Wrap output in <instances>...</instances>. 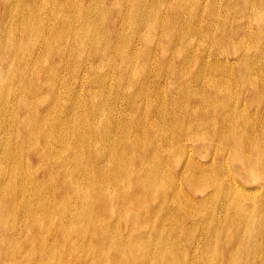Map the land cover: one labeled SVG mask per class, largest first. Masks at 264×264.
<instances>
[{
    "label": "rangeland",
    "instance_id": "1",
    "mask_svg": "<svg viewBox=\"0 0 264 264\" xmlns=\"http://www.w3.org/2000/svg\"><path fill=\"white\" fill-rule=\"evenodd\" d=\"M15 1L16 0H13L11 2L12 3L11 5H15V6H13V8H11V12L13 13L12 15H14L13 17L17 16V18H12V15L10 17L9 16L10 14H7L5 16V18H7V20H9V21H7V23H9V26L7 29V34H10L12 30L15 31V35H17V41H21V42L26 41V38H25L26 33L21 31V28L24 26V22L26 21L25 19H27V18L29 19L27 21L34 22V24H33V26H34L33 27V32H34L33 36L36 35L35 33L38 30V23H39L38 16L39 15H38V6L35 3L40 5V7L45 5L46 6L45 9H47V8L51 9L52 8L54 10V12L58 11V12H55L56 14L60 12V13H62L61 17H64L63 18L64 21L62 19L63 22L61 21L62 23L61 22L59 23V21L57 22V18L54 19L52 15L45 13V48H41L39 46L40 43H38V45H37V42H40V41H34L35 39H33V38H29L30 40L27 39V42H28L27 46L29 48L28 49L24 48L23 49L24 51L22 50V52L25 54L24 57L28 61L29 67H27L26 70H22V68H23V66H22L21 70L27 76L33 75L34 81L28 82L27 83L28 86L24 89L22 84L21 85L16 84V82L14 80L16 78H12L10 76V79H12V81H11V83L9 82V90H6L4 88V89H1V91H0V98L2 99L4 97L7 99V102H8L7 105L9 106L10 109H12L16 106V104H15L16 99L15 98H17L18 95L20 96V95L25 94V92H27V94H29V96H27L25 94L27 102H29V104L36 107L33 109V111L34 110H40L42 115H44V113H45V116H49V119L47 120V125L45 126V134H52V133L56 132L55 127H54L55 126L54 123L55 124L60 123V122H62L61 119L66 118V117H68L70 120H75L74 116H82L80 122H81V124H83L84 128L88 131V128L91 127L92 123L96 120L95 116H91V113L89 112L90 111V104H91L90 98L88 97L89 96L88 95L89 90H95L96 87L98 86V89L102 90L104 93H107V95L111 94L113 91H116L115 85L117 82V78H119L120 75L122 76L120 78L121 82L124 79L133 76L136 79H138L139 81L140 80H142V82L144 81L143 83L147 87H149V85H150V87H149V89L151 88L150 89V98H152V99L155 98L154 94H158V95L163 94L162 96L167 97V98H169L171 96V94H174L177 96V98H179V96H181L183 98V96L181 94L182 91L180 90L182 83L179 82L180 79L179 80L176 79L174 71L176 70L177 67H179L178 70L179 71L183 70V74L184 73L187 74L186 73L187 70H189V74L190 73L193 74L195 72L194 71L195 68L200 70L199 67L203 64L205 65V68L201 69L200 71L202 72L201 76H202V82L204 84L201 82L200 83L195 82V81H193V79H190L191 84L189 85L190 88H192L194 91H200L203 96L201 98H199L200 101L191 100L190 102H188L189 107L200 105L199 107L201 109L199 110V112L201 114H198L199 113L198 112L197 113L198 115L197 114L193 115V113L190 110H188L184 116H178L179 119H183V124H182V129H179L178 124L175 125L176 130H180L181 132H188L189 133V132L194 131V130H191V127L194 129H199V130H197L198 132L202 131V129H204V128H205V130L207 128H208L207 130L216 129L218 131L215 132V136H217L218 139H224L226 137V134L224 132V128H222V126H223L222 124H227L229 117L233 118L234 120L240 119L241 124H243L244 120H246V119L250 120L252 117H255V115H256L257 127L262 128V129L260 130V133L258 135H256L257 137H255V138H254L252 133H249L250 134L249 136L252 137V139H251L252 141L249 140V145H250L249 146V153H250L249 155L251 157L248 155L249 159L247 161H245L247 166L241 165V163L237 160H236L237 163H236V161H234L232 164V162L229 160L228 163L225 164L228 166L227 172L229 173L230 178L234 177L235 181H237V183L239 182L244 187H246L245 192H249L252 194L256 193L255 198H257L256 202L258 201V204L255 206V208H256L257 212L253 211L251 209V206L248 207L249 209L247 208V212L250 211L249 212V219H251L253 221L258 219V221H255V222H257V225L256 224L244 225L242 228L244 230L243 235L250 234L251 237L253 235L252 238L251 237L249 238L251 241H253V238H254V232H253L254 230L253 229L258 228V225L260 222L259 220L263 219V223L261 222V225L262 226L264 225V217H263L264 216L263 215L264 214V207H263L264 206V202H263V200H264V189H261V186H260L261 185L260 184L261 178L260 177L256 176L255 178H252V177H246L244 175H241V177H240V175H237L235 172V169H234V163H236L237 168H239L238 170L242 169V166L246 167L247 169L249 166H253L255 169L257 167L256 170H258L260 175H262V173H264V163H263L264 162L263 161L264 160V152H263L264 151V137H263L264 136V133H263L264 132L263 131V128H264V125H263L264 124V114H263V112H264V81H262V80H264V10H263L264 6H262V5H264V0H262L261 2H259L258 0H250V1H252L251 3L249 0H247V2H246V0H180V1L179 0H176V1L171 0L172 2H170V0H162V1H160V0H156V1L155 0H131V1L126 0V2L124 0H119L120 2L118 0H105V1L104 0H76L75 2H73V0H57V1H55V0H19L18 1L17 0L16 2ZM48 1H49V3H48ZM158 1L160 4L162 2V5H160L158 3ZM173 1L175 3H173ZM62 2L64 4H62ZM71 2H72V5H73V3H79L80 4L79 7L80 6L81 7L78 9V11L76 9H75V11H73L74 9H72ZM99 2H103V3H99ZM116 2H117V4H115ZM137 2H138V4H137ZM165 2L168 4H165ZM1 3L2 2L0 0V12L3 9ZM95 3H98V5L97 4L95 5ZM24 4L25 5L27 4L26 5L27 8ZM57 4H58V6H57ZM103 4L104 5L106 4V5L104 6ZM153 4H154V6H153ZM20 5H21V7H20ZM34 5L37 7H34ZM101 5H103V6H101ZM157 5H159V6H157ZM165 5H167V6H165ZM246 5L249 7H247ZM16 6L19 7L18 10H17ZM49 6H50V8H49ZM30 7H32V9ZM60 7H62L61 8L62 10L60 9ZM100 7H102V8H100ZM120 7H122L121 11H120ZM143 7H145V8H143ZM150 7H151V10L149 12ZM156 7H157V9H160V10H158L157 15L155 14V11H154ZM253 7H254V9H253ZM173 8L176 11L175 16L172 13ZM197 8H198L199 12H198V10H197V12L195 11ZM257 8H258V11H257ZM140 9L142 10V12H140ZM21 10H23V11H21ZM79 10H80V12H79ZM117 10H119L121 12L120 14L122 16L117 14ZM210 10H212V11H210ZM31 11H32V14H31ZM143 11H144V13L147 11V13L144 14ZM259 11H261V14H263V16L260 14ZM21 12L24 13L23 18L20 17ZM77 12H79V16H78L79 19L76 22V25H72L71 23H69V18L71 17V15H73L75 13L77 14ZM248 12H249V14H248ZM255 12L258 14V16ZM18 13H19V15H18ZM135 13H136V15H135ZM204 13H205V15H204ZM141 15H142V17H141ZM28 16H30V17H28ZM229 17H231V18H229ZM18 18H19V23H18ZM133 18H135V19H133ZM15 19H17V20L15 21ZM37 20H38V22H37ZM112 20H114V26L110 25V22ZM231 20H232V22H231ZM242 20L243 21L245 20V21L242 22ZM247 20H248L249 30L246 29V27H244V30H243L244 40L242 41V43L244 45V50L246 48L248 49V50L246 49L245 51L246 52L248 51L247 55L250 54V57L248 59L244 58L243 60L237 61L236 57L233 54L227 53V55H230L229 56V62H231V64L233 65L232 70L231 69H230L231 71L229 70L230 71V77L226 80V85L224 83V85L222 86L223 90L222 89L221 90H214L215 95H213L214 97L211 96L212 97L211 98L208 95H206V93L209 94L211 91L210 88H207L206 81H207V79H209L211 77V74L214 76H217V74L219 73V71L213 66L214 65V60H213L214 55L213 54L216 53L217 56L219 55L218 56L219 61H217L215 63H221V61H226L223 58V55L226 53L223 54V53H220V51L226 52L225 50H226V46L228 44L227 45L224 44V40L221 38L220 33L222 31L225 33L233 32L232 29L236 28L235 25L240 24V26L243 27L247 23ZM14 21L16 24L13 23ZM142 21L144 22V24ZM147 21H148V23H147ZM124 22L125 23L128 22V24H130V25H127ZM161 22H163V23H161ZM12 23H13V25H12ZM20 23H22V24L20 25ZM162 25H163V28H162ZM13 26L16 30L13 29ZM144 26H145V28H144ZM195 26H199L200 28L198 27L197 30H195L194 29ZM147 27L150 29H148ZM229 27L231 29H229ZM35 28H37V29H35ZM211 28H212V30H211ZM17 29H18V31H17ZM187 29L190 30L191 32L187 33ZM144 30H146V31H144ZM154 30H157V31H154ZM209 30H211V31H209ZM141 31H143V32H141ZM132 32H134V33L132 34ZM153 32H155V33H153ZM183 32H185V33H183ZM21 33L24 35H22ZM148 33L150 35H148ZM243 33L241 32L238 35L236 34L237 36L234 35V37H232L231 39L236 41V40L242 38L240 36H242ZM152 35H157V36L152 37ZM160 35H161V37L159 38ZM217 35L219 37H217ZM131 36H133L132 37L133 39L131 38ZM182 36H183V38H182ZM185 38H187L188 41ZM19 39H21V40H19ZM191 39H194V40H191ZM231 39H229V40L232 41ZM184 40H185V42L186 41L187 42L184 43ZM31 41L33 42L32 45H31ZM128 41H129V44L131 43L130 45L128 44ZM169 41H172V43ZM189 41L191 42L192 45L190 44ZM194 41H195V43H194ZM146 42H148V44ZM151 42H153L154 44ZM188 42H189V45L191 46V48L194 47L193 52L188 50V48L184 45V44H188ZM179 43H181V44H179ZM168 44H169V47L167 46ZM203 44L204 45L206 44L205 45L206 48ZM146 45L149 46V48ZM175 45H178V46H175ZM189 45H188V47H189ZM228 46H229V51H231L232 46L231 45H228ZM246 46H248V47H246ZM151 47H154V48H151ZM179 47H181V48H179ZM147 48L149 49L148 53L145 51V50H147ZM175 49H177L176 51L178 54L176 53ZM249 49H251V50H249ZM178 50H179V52H178ZM181 50H183V51H181ZM195 50H196V52H195ZM209 50H210V53H209ZM150 51H151V53H150ZM164 51L166 53H164ZM172 51H174V52H172ZM174 53H176V54H174ZM205 53H206V55H205ZM29 54H32V55L29 56ZM140 54H141V56H140ZM179 54H182V55H179ZM200 54H201V57L198 56ZM183 56H184V58H183ZM197 56L199 57V62H201V64H199L197 62V60H196ZM161 57H165L166 63L165 62L164 63L159 62L161 60ZM181 57H182V59H181L182 62L180 64L179 63L176 64L174 62V59L181 58ZM137 58L140 61H138ZM193 58L195 60H193ZM186 59H187V61H186ZM235 61H236V63H235ZM243 61H245V62H243ZM37 62H38V64H37ZM171 62L173 63V65ZM189 62H190V64H189ZM238 62H240V63H238ZM185 63H187V65L189 64L188 66H190L191 69L190 68L188 69V67L186 69L185 67L187 65ZM163 64H164V66H163ZM182 64H183V66H182ZM195 64H196V66H195ZM136 65H138V66H136ZM179 65H181V66H179ZM40 67L42 68V70L40 69ZM121 67L122 68L126 67L127 69L126 68L125 69L127 71H124ZM137 67H138V69H137ZM142 68L144 70L145 69L150 70L149 76L147 78H145V73L143 75L144 71L142 72ZM229 68H231V67H229ZM5 69H8V65L7 66L4 65L1 67V70H3V72H6ZM128 69H130V70H128ZM184 69H186V70H184ZM27 70H28V72H27ZM14 71H16V70H14ZM20 71L17 73H20ZM170 71H171V73H170ZM93 72H95L94 78H92V76H91V74H93ZM123 73H125V74H123ZM105 74H107L106 78H104ZM139 74H140V76H139ZM208 74H210V75L208 76ZM232 74H234L235 78H233L231 76ZM242 75H243V77H242ZM248 75L249 76L252 75L251 78ZM204 76L206 78L207 77L208 78L206 79V78H204ZM247 77H248V79H247ZM243 78H245V79L243 80ZM145 79H147V80L145 81ZM168 80H170L169 83H168ZM171 81L173 84L171 83ZM229 81L234 83V84L228 83ZM239 81H241V82H239ZM256 82H257V85H256ZM37 84H38V86H37ZM169 84H171L172 86ZM177 84H178V86H177ZM227 84H229V85H227ZM243 84H244V87H243ZM13 85L16 88L13 87ZM156 85H158V86H156ZM162 85H163V87H162ZM255 86L257 87V90L255 89ZM154 87H156V88H154ZM153 89L156 91H154ZM227 89H229V90H227ZM183 90H185V88H183ZM236 90H237V92H236ZM220 91H222V92H220ZM18 92H19V94H18ZM70 92H72L71 97L65 98L64 96L69 95ZM123 93H124V91H121L119 95H121V94L126 95ZM151 94L153 95V97ZM216 95H217V97H216ZM221 96H223V97L219 98ZM226 97H228V98L225 99ZM72 98H73V100L71 102H69ZM77 98H81V99L76 101ZM182 98H180L181 102H182ZM144 99H142V101L146 102V98H144ZM83 100H85L84 103H83ZM219 100H220V102H219ZM11 101H13V102H11ZM223 101L228 104V105L227 104L225 105V106H227V108L223 107L224 106ZM258 101H260V102L258 103ZM10 103H12L13 105L12 104L10 105ZM116 106L118 107V110H119V116H117V117L119 118L118 121H119V125H120L119 128L117 129V132L120 134V132H121V124L120 123H122L120 120L122 118L121 117V111H123L127 106V104L125 102V98L119 96L118 99L116 100ZM175 106H176V108L178 107L177 105H175ZM254 107H255V109H254ZM228 108H230V109H228ZM253 109H254V111H253ZM9 112H8V115L6 114L7 116L3 115V117H2V115H0V153H2L4 151V149L9 148L13 153H15L17 155H20L22 157L24 155V157H23L24 162L20 161V165L21 164L24 165L23 167L21 165V169H23V170L26 169V165H27L31 175L25 179L20 178V177L15 179L16 180L15 185L17 187V192L14 196L11 194V187L13 186L14 183L12 182L13 176H11L12 172L10 169L13 168V165L15 164V162L14 163L11 162L8 165H6L8 167L9 171L7 172V175L4 178H2L3 180H0V193H1L0 194V198H1L0 206L2 207V208H0V234H1L0 235V250H1L0 264H3V263H5V264H12V263L16 264V262H17V264H90V262H91V264H93V263L94 264H105V262L107 264H112V263L115 264V262H116L115 260L118 259L119 256L120 257L123 256V258H124V260L121 261V264H148L147 260L148 259L150 260L151 258L156 259L157 256L160 257V254L163 251V249H167V253H166L167 256L165 255V257H167V258H165L166 261L168 262L167 264H175V261H174L175 259L172 256L173 255L172 253H174L175 251L177 252L178 264H187V263L188 264H192V263L193 264H202L200 262H203V260L205 261V262H203V264H208V263L209 264H225V262H224L225 259L222 258L223 254H222V252H219L220 251L219 247L222 249V247L220 245L221 244L220 240H221L222 236L220 235L221 236V238L219 237L220 239H217L218 236H217V238L214 237L212 232H214L218 228V224H217V221L215 219H213L211 221V217H210V215L214 214V213L216 216H217V214H221L222 211H225V207L220 208V206H218L216 204H211V202L209 204L207 202L206 205H204V211L202 208L203 216H205V219H207L203 223L200 222L194 226H184L182 228L180 226H178V233L179 234L183 233L182 234L183 236H181V237H183L185 239L184 240L183 238L182 239L179 238L182 241V242L179 241L180 245H179V243L174 244V240H173L174 238L173 237L168 238L169 240H167V243L161 242L159 245H155V243H151L152 242V240H151V241H149L150 243L148 242V245H144L143 248H139L140 246H136L135 243H132V244L129 243L128 245H130L129 248L132 249L131 250L132 252H134V249H135V253L138 252L139 249H141L145 252L144 255L147 253L145 256H148V258H146L145 260L144 259L139 260V261H132L131 259L126 260V256H125V254H126L125 250H127L126 243L122 242V239L119 241L118 240L116 241L117 235L121 236V237L123 236V240L124 241L126 240V238H124V236L127 235V232H126L125 228L122 227V226H124V222L122 220H120L124 216L126 217L125 212H124L125 204H129L130 210L134 211L133 212L134 214H136L138 212V210L136 209L135 203L131 204L132 207H131L130 203H128V201H130V200L131 201L136 200L135 197L134 198L132 197L133 195H130V198H132V199H129L128 201L125 199L124 202L121 200V197L116 198L117 193L121 189L119 187V185H118V188L116 190L110 188L111 198H110V200L108 199L109 202L107 204H105L106 207L110 206L113 208V213L110 212L109 210H108L109 212H107V211L105 212V213H107V216H106L107 222H106V224L104 223V226H106L105 227L106 233L110 237H106L104 239H101V242H99V244H97L95 238L90 239V237H91L90 232L92 231L91 228L89 229L87 234L82 235V232L80 231L82 229L77 226L79 224V223H77V221L80 222L83 219V222H85V220H87V222L90 223L92 221V219H94V215L91 212H87L85 214H82L83 211H80L79 206H78L79 199L77 198L76 195H74V193L77 194L81 190L82 198L85 199V197L83 196V192L87 191L89 193L90 198H91V202L93 203V200L95 199L96 194H95V192H92V194H91V188H92L91 187V185H92L91 178L90 177H89V179L83 178L84 179L83 180L80 177L83 180L82 182H84V183H82L83 185L81 184V187H75V190L71 189L70 188L71 186H70L68 188V192L66 191L67 196L57 198L53 195V197H50L51 196L50 195L51 190L54 191L56 188H58V185H60V182H62L60 180L62 177H60V178L56 177V174L57 175L59 173L62 174L61 167H60L61 164L58 166V168H59L58 169L57 167H54L55 166L54 164L46 162V160L42 161V163H41L40 161H37L35 158L30 156L32 154V152L29 151L30 150L29 144L24 143V145L22 146V143L20 144L18 141H16V139H18V140H27L28 139L31 142L30 138H32L33 141L34 140L36 141V139L33 137L28 138V136L31 135V132L33 130L23 131L19 127V125H20L19 121H21L20 118L23 116L22 113L20 115H12L13 113H9ZM141 112L144 113L146 116V109L144 107H141ZM83 113H85V116H83ZM227 113H229V114L232 113L233 116H226ZM33 114L34 113L32 112V115ZM32 117H33V119L36 118V116H34V115ZM98 117H100V116H98ZM175 117L176 116H157L156 125L157 126L162 125V124L166 125V124H168L169 120H174ZM143 120H145V118L141 119L142 122H143ZM192 121L194 123L193 125H192ZM260 122L262 125H260ZM241 124L234 126L235 131L237 130L238 127L241 126ZM200 128H202V129H200ZM163 130L165 132L167 129L165 127H163ZM123 134L121 136H123ZM68 136H70V135H68ZM112 137L114 138V135L110 134L111 140L113 139ZM118 137L120 138V135H117V137L114 141L115 146H116L115 143H116V140L118 139ZM262 138H263V140H262ZM43 139H42V141H44ZM67 141H68V138H67ZM254 141H256V145H258L260 143L259 144L260 146L258 145L260 148L259 151L262 152V153L258 152V155L261 156V158L259 157V159L257 161H256V153H255V150L253 149V146H252V145H255V144H253V143H255ZM261 143H263V144H261ZM82 146L83 145H81V147ZM231 147H232V149L234 148L233 143L230 144L228 148L230 149ZM83 148H84V146H83ZM20 150H22V151H20ZM73 150L74 149L72 148L71 151H73ZM27 152H28V154H27ZM82 152L84 153V156L86 155L85 157L87 158V161L89 163V161L91 159L89 154L84 149ZM83 153H82V155H83ZM57 155H58V153H57ZM254 156H255V158H253ZM40 163L43 166V167L41 166L42 168H46L47 171L49 170L48 173L46 172V174L44 175L45 177L41 174L40 169L37 170L38 164L40 165ZM44 163H46V164H44ZM256 163L259 165H257ZM204 164L207 167L208 162L206 161V162H204ZM52 169H54V170H52ZM243 171H244L243 172L244 174H247V173H245V170H243ZM10 176H11V178H10ZM63 177L66 179L65 175H63ZM110 178L111 179H109V181L111 182V186L113 187L114 184L112 181H114V180H112L111 176H110ZM119 179L121 181L126 180V178L124 176H122ZM243 179L246 180L247 182L243 181ZM126 182L128 185V180H126ZM23 183H24V185H23ZM25 186H30L31 188L29 190H25L24 189ZM34 186H35V188H34ZM46 186H48V187H46ZM78 189H79V191H78ZM184 189H185V191H188V192L191 191V190L187 189L186 187ZM2 192H4V194ZM206 193H207V191H206ZM195 197L197 199L201 198V196L199 194H196ZM258 197H260V198H258ZM117 199H119V200H117ZM13 200H15V201L13 202ZM53 200H55V201H53ZM58 200L61 201V204L57 205L56 210H55L53 202L57 203ZM193 201H195V200H193ZM15 202H17V205H18V209H19L18 213H16L12 208V204ZM27 202H29V203H27ZM259 202H263L262 208H261V205ZM50 204L52 205L53 209L50 208ZM26 205H27V207H26ZM83 205H86V204L83 203ZM96 205L97 206L100 205V207H103L100 204V202H98V201L95 202V207H96ZM206 206L209 208H207ZM39 207H40V209H39ZM213 208H214V211L211 210ZM115 209H116V211L114 212ZM258 210H260V211L258 212ZM6 212H7V214H6ZM17 214H18L19 218H17L18 217ZM230 214H232V212H230ZM258 214H260L259 215L260 217L258 216ZM27 216H30V217H27ZM32 216L33 217L35 216V217L33 218ZM135 218H137V216ZM3 219H5V220H3ZM12 219H14V220H12ZM62 219H63V221H62ZM49 220H50V222H49ZM68 220L71 222H69ZM142 221H143V219H142ZM15 222H17V224ZM40 222H41V224H40ZM145 222H147V221L145 220ZM70 223L71 224L74 223V224L71 225ZM171 224H173L172 226H174L177 223L172 222ZM201 224L204 228L201 226ZM168 225L169 224H167L166 226H168ZM211 225L212 226L214 225V227H211ZM215 225H217V226H215ZM64 226L67 228H65ZM118 226H119V228H118ZM201 228H203V229H201ZM230 228L234 229L233 227L229 226L228 229H230ZM261 228L263 229V235H261L262 233H260V235L257 236V240H258L257 242H259V244L261 243L260 245H261V249H262V248H264V226ZM65 229H66V231H65ZM167 229H170V228H167ZM208 229H210V230H208ZM218 229H220V228H218ZM95 230H97V229H95ZM187 230L189 231V233ZM207 230L209 231V233L214 238H212L209 241L206 240V242H205L206 238L203 236H205V233L208 234ZM245 230H247L248 232L245 233ZM14 232H15V234H14ZM63 232H64V234H63ZM190 232H192V233H190ZM160 233H161V236H163L164 232H160ZM185 233L191 234L190 236L193 235V238L194 239L196 238L195 240L193 239V241L197 242V240H198L200 242V244L203 245V246H200L199 250L196 251L194 254H191L192 249H189V247H188V242H186V238L184 237ZM233 233H236V232H234V230H233ZM251 233H252V235H251ZM30 234L32 237L30 236ZM69 234H71V235H69ZM78 234H80V235H78ZM44 236L46 237V239ZM195 236H197V237H195ZM14 237H15V239H14ZM29 239H32V240H29ZM39 242H41V243H39ZM203 242H205V243H203ZM18 243H19V245H17ZM171 243L173 245H171ZM61 245H63V246H61ZM78 245H79V247L81 245L83 247L81 246L79 249ZM86 245H87V247H86ZM112 245L116 247V250L119 248L118 249L119 252H117L116 250H113ZM122 245H124V246H122ZM58 246H59V248H58ZM109 246H110V248H107ZM184 246H185V248H183ZM206 246L208 247L207 249H206ZM101 247H103V248H101ZM104 247H105V249H104ZM82 248H84V250ZM249 248L250 247H247V250L251 249V248L250 249ZM2 249H3V251H2ZM204 249L207 250V253H206V255L204 253H202L205 256L204 257L202 255V257H203V259H202L201 258V250L203 251ZM100 250H102V252H100ZM215 250H216V252H215ZM251 250L249 251L250 252L249 254L246 253V249H245V250H243L244 253L241 251L240 252L241 254L239 253L238 255H236L235 261H237V262H235V264H243L246 261L245 257H247V259L251 261L253 259L252 258L253 250L252 251ZM104 251H106V253ZM33 253L35 255H33ZM40 253H41V255H40ZM212 253H214V255ZM68 254L72 255V256H69ZM97 254H98V256H97ZM83 255H84V258H83ZM106 255L108 258H106ZM39 256L41 257V259L39 258ZM178 256H180V257H178ZM214 256L216 257L215 258L216 260L214 259ZM45 258H46V261H44ZM68 259H70V260H68ZM82 259H84V260H82ZM219 259H221V260H219ZM62 260H63V263L61 262ZM206 260H208V261H206ZM24 261H25V263H24ZM123 261H125V262L123 263ZM257 264H259V263H257Z\"/></svg>",
    "mask_w": 264,
    "mask_h": 264
},
{
    "label": "bare ground",
    "instance_id": "2",
    "mask_svg": "<svg viewBox=\"0 0 264 264\" xmlns=\"http://www.w3.org/2000/svg\"><path fill=\"white\" fill-rule=\"evenodd\" d=\"M12 1L13 0H1V2H2L1 4H2V8L3 9L0 12V91H1V89H4V88L6 90H9V82L11 83V81H12V79H10V76L12 78H16V79H14L16 84L17 85L18 84H20V85L22 84L24 89L28 86L27 85L28 82H31V81L33 82L34 81L33 80V77H34L33 75L32 76H27V75L24 74V72H22V70H26V68L29 67L28 61L24 57L25 54L22 52V50L24 48H26V49L29 48L27 46V43H28L27 39L30 40L29 38H33V39H35L34 41H40V42H37V45H38V43H40L39 46L41 48H45V13H48V14L52 15L54 19L57 18V22L59 21V23L64 18V17H61L62 13L59 12V13L56 14L55 12H58V11L54 12V10L52 8L51 9H48V8L45 9L46 6L44 4H43L44 6L40 7V5L35 3L38 6V15H39L38 16V18H39L38 30L35 33L36 35L33 36V34H34V32H33V27H34L33 24H34V22L27 21L29 19L26 17L27 19H25L26 21L24 22V26L21 28V31L26 33V37H25L26 41L25 42L17 41V35H15V31L12 30L10 34H7V29H8V26H9V23H7V21H9V20H7V18H5V16L7 14H10L9 16L11 17V15L13 14L11 12V8H13V6H15V5H11ZM55 1H57V0H55ZM75 1L76 0H73V2H75ZM124 1L126 2V0H124ZM160 1H162V0H160ZM258 1L261 2L262 0H258ZM170 2H172V1L170 0ZM246 2H247V0H246ZM251 2L252 1H250V3ZM48 3H49V1H48ZM99 3H103V2H99ZM158 3H159V1H158ZM173 3H175V2L173 1ZM62 4H64V3L62 2ZM96 4L98 5V3H95V5ZM115 4H117V2ZM137 4H138V2H137ZM165 4H168V3L165 2ZM71 5H72V2H71ZM79 5H80L79 3H73V5H72V9H74L73 11H75V9L78 11V9L81 7V6L79 7ZM103 5H101V6H103ZM160 5H162V2H161ZM37 6L34 5V7H37ZM57 6H58V4H57ZM153 6H154V4H153ZM157 6H159V5H157ZM165 6H167V5H165ZM262 6H264V5H262ZM16 7H17V10H18L19 7L18 6H16ZM20 7H21V5H20ZM145 7H143V8H145ZM247 7H249V6H247ZM26 8H27V6H26ZM30 8L32 9V7H30ZM49 8H50V6H49ZM61 8L62 7H60V9ZM100 8H102V7H100ZM121 8L122 7H120V11H121ZM253 9H254V7H253ZM150 10H151V7L149 8V12H150ZM158 10H160V9H157V7L154 10L156 15L158 14ZM173 10H174V8H173ZM173 10H172V13L175 16L176 11L175 10L173 11ZM197 10H198V8L195 11L197 12ZM21 11H23V10H21ZM120 11L117 10V14L121 15ZM210 11H212V10H210ZM257 11H258V8H257ZM261 11H259L260 14H261ZM79 12H80V10H79ZM79 12H77V14L75 13V14L71 15V17L69 18V23H71L72 25H76V22L79 19V17H78L79 16ZM140 12H142L141 9H140ZM198 12H199V10H198ZM143 13H144V11H143ZM145 13H147V11ZM31 14H32V11H31ZM248 14H249V12H248ZM18 15H19V13H18ZM23 15H24V13L21 12L20 13V17L23 18ZM135 15H136V13H135ZM204 15H205V13H204ZM261 15L263 16V14H261ZM13 16L14 15H12V18H17V16L16 17H13ZM257 16H258V14H257ZM28 17H30V16H28ZM141 17H142V15H141ZM19 18H18V23H19ZM229 18H231V17H229ZM133 19H135V18H133ZM16 20L17 19H15V21ZM248 20H247V23L243 27L240 26V24L239 25H235L234 24L236 26V28L232 29L233 32L225 33V32L222 31L220 33L221 34V38L224 40V44L225 45H227V44L231 45L232 49H231V51H229V46L227 45L226 46V50H225L226 52H221L220 51V53H223V54L226 53V54L223 55V58L226 61H221V63H215V62L219 61V58H218L219 55L217 56L216 53L213 54L214 55L213 56V60H214V65L213 66L219 71V73L217 74V76H214V75L211 74V77L209 79H207L208 77L207 78L205 77L206 75L204 76V78L207 79V81H206L207 88L211 89L209 94L206 93V95H208L209 97L215 95L214 90H221L223 88L222 86L224 85V83L226 85V80L230 77V71L232 70L233 65L231 64V62H229V56L230 55H227V53L228 54H233L236 57L237 61L243 60L244 58L248 59L250 57V54L247 55L248 51L247 52L245 51L247 48L244 50V45L242 43V41L244 40V33H243L244 27H246V29L249 30V28H248ZM15 21L13 22L14 24H16ZM63 21H64V19H63ZM244 21L242 20V22H244ZM37 22H38V20H37ZM231 22H232V20H231ZM13 23H12V25H13ZM147 23H148V21H147ZM161 23H163V22H161ZM21 24L22 23H20V25ZM125 24L130 25V24H128V22L125 23ZM143 24H144V22H143ZM110 25L114 26V20H112L110 22ZM198 27L199 26H195L194 29L197 30ZM144 28H145V26H144ZM162 28H163V25H162ZM13 29H15L14 26H13ZM35 29H37V28H35ZM148 29H150V28H148ZM229 29H231V28L229 27ZM211 30H212V28H211ZM211 30H209V31H211ZM17 31H18V29H17ZM144 31H146V30H144ZM154 31H157V30H154ZM141 32H143V31H141ZM189 32H191V31L187 29V33H189ZM241 32L243 33V35L240 36L242 38H240V39H238L236 41L231 39L232 37H234V35H236V34L238 35ZM133 33L134 32H132V34ZM153 33H155V32H153ZM183 33H185V32H183ZM22 35H24V34H22ZM148 35H150V34L148 33ZM153 36H157V35H152V37ZM132 37L133 36H131V38ZM160 37H161V35L159 36V38ZM217 37H219V36L217 35ZM182 38H183V36H182ZM185 39H187V38H185ZM229 39H231L232 41H230ZM19 40H21V39H19ZM191 40H194V39H191ZM187 41H188V39H187ZM169 42L172 43V41H169ZM186 42L184 40V43H186ZM189 42H188V44H184V45L188 48V50L193 52L194 51V47L191 48V46L189 45ZM32 43L33 42L31 41V45H32ZM146 43L148 44V42H146ZM151 43H153V42H151ZM194 43H195V41H194ZM128 44H129V41H128ZM179 44H181V43H179ZM190 44H191V42H190ZM188 45H189V47H188ZM167 46L169 47V44ZM175 46H178V45H175ZM147 47L149 48V46H147ZM246 47H248V46H246ZM148 48H147V50H145L147 53L149 52ZM151 48H154V47H151ZM179 48H181V47H179ZM205 48H206V46H205ZM176 50L177 49H175V51ZM196 50H195V52H196ZM249 50H251V49H249ZM181 51H183V50H181ZM172 52H174V51H172ZM178 52H179V50H178ZM150 53H151V51H150ZM164 53H166V52L164 51ZM176 53H177V51H176ZM176 53H174V54H176ZM209 53H210V50H209ZM30 55H32V54H29V56ZM179 55H182V54H179ZM205 55H206V53H205ZM140 56H141V54H140ZM198 56L201 57V54L198 55ZM198 56H197L196 60H197V62L199 64H201V62H199V57ZM183 58H184V56H183ZM181 59H182V57L181 58H176V59H174V62L176 64H178V63L180 64L182 62ZM193 60H195V59L193 58ZM138 61H140V60L138 59ZM186 61H187V59H186ZM159 62H161V63L165 62L166 63L165 57H161V60ZM190 62H189V64H190ZM243 62H245V61H243ZM187 63H185V64L187 65ZM235 63H236V61H235ZM238 63H240V62H238ZM37 64H38V62H37ZM4 65L5 66L8 65V69H5L6 72H3V70H1V67L4 66ZM172 65H173V63H172ZM188 65L185 68L187 69V67H188V69L189 68L191 69V67L188 66ZM22 66H23V68H22ZM136 66H138V65H136ZM163 66H164V64H163ZM179 66H181V65H179ZM182 66H183V64H182ZM195 66H196V64H195ZM229 67H231V68H229ZM21 68H22V70H21ZM125 68L123 67L122 69L124 71H127L126 70L127 68L126 69ZM143 68H142V72L144 71L143 75L145 73V78H147L149 76L150 70L149 69L148 70L145 69L146 70L145 71ZM204 68H205L204 64L199 67L200 70L204 69ZM40 69L42 70L41 67H40ZM137 69H138V67H137ZM178 69H179V67H177L174 72H175L176 79H178V80L180 79L179 82L182 83V86L180 87V90L182 91L181 94H182L183 98L181 96H179V98H177V96L174 95V94H171V96L169 98H167V97L162 96L163 94L161 95L158 92L160 95L154 94L155 98L152 99V98H150V89H151V88L149 89L150 85H149V87H147L143 83L144 81L143 82H142V80L139 81L138 79H136L133 76L128 77V78H126L124 80L122 79L123 81L121 82L120 78L122 76L120 75V77L117 78V82H116V85H115L116 91H113L111 94H108V95H107V93H104L102 90L98 89V86L96 87L95 90H89V92H88L89 96L88 97L90 98V103H91L89 112L91 113V116H95L96 120L92 123V126L88 128V131L84 128L83 124H81V122H80L82 116H74L75 120H70L68 117H66V118L61 119L62 122L56 123V124L54 123V125H55L54 127H55L56 132H54L52 134H45V126L47 125V120L49 119V116H45V113H44V115H42L40 110H34L33 111V109L36 108V107L31 105V104H29V102H27L26 95L29 96V94H27V92H25L26 95L23 94V95H20V96L18 95V97L16 96L17 97V98H15L16 99V103H15L16 106L14 105L15 107L12 108V109H10L9 106L7 105L8 102H7L6 98H4V97L2 99L0 98V115H2V117H3V115H6V114L8 115L9 111H10L9 113H13L12 115H20L22 113L23 116L20 118L21 121H19V124H20L19 127L23 131L33 130L31 132V135L28 136V138L33 137V138L36 139V141L34 140L35 141L34 142L32 138H30L31 142L28 139L27 140H18V139H16V141H18L20 144L22 143V146L24 145V143H28L29 146H30V150L29 151L32 152V154L30 156L35 158L37 161H40L42 163V161L46 160V162L54 164L55 165L54 167H57V168L61 164V166H60L61 167V172H62L63 175H65L66 179L63 177V175L61 173H59L58 175L56 174L57 178L58 177L59 178L62 177L60 179L62 182H60V185H58V188H56L54 191L51 190V193H50L51 196L50 197H53V195L55 197H57V198L58 197L67 196L66 191L68 192V188L70 186H71L70 187L71 189L75 190V187H81V184L84 183V182H82L84 180L83 178H85V179H89V177L91 178V180H92L91 194H92V192H95V194H96L95 199L93 198L94 199L93 203L91 202V198H90L89 193L87 191L83 192V196L85 197V199L82 198L81 190L77 194L74 193V195H76L77 198L79 199L78 206H79L80 211H83L82 214H85L87 212H91L94 215V219H92V221L90 223H88L87 220H85V222H83V219H82L80 222L77 221V223H79L77 226L82 229V230H80L82 232V235L87 234V232L91 228L92 231L90 232V235H91L90 239L95 238L97 244H99V242H101V239H104L106 237H110L106 233V229H105L106 226H104V223L106 224V222H107L106 221L107 213H105V212L106 211L107 212L110 211V212L113 213V208L110 207V206L106 207L105 204H107L109 202L108 199L110 200V198H111V190H110V188L116 190L118 188V185H119V187L121 189L117 193L116 198L117 197H121V200L124 202L125 199L127 201L129 199H132V198H130V195H133L132 197L133 198L135 197L136 200L135 201H131L130 200V201H128V203H130V205L132 203H135L136 209L138 210V212L136 214H134L133 213L134 211L130 210L129 204H125L124 212H125L126 217L124 216L122 219H120V220H122L124 222V226H122V227L125 228V230L127 232V235L124 236V238H126L125 241L123 240V236L121 237V236L117 235L116 241L117 240L119 241V240L122 239V242L126 243V245H127V250H125L126 260L127 259H131L132 261H139V260H142V259L145 260L146 258H148V256H145L147 253L144 255L145 252L143 250H141V249H139L138 252H136V253H135V249H134V252H132L131 251L132 249L129 248V246H130V245H128L129 243H131V244L135 243L136 246H140L139 248H143V246L144 245H148V242L151 241V240H152L151 243H155V245H159L161 242H166L167 243V240H169L168 238H170V237L174 238L173 239L174 240V244H178L179 241L182 242L181 239L183 237H181V236H183L182 235L183 233L182 234L178 233V226H180L182 228L184 226H194V225H196V224H198L200 222L203 223L207 219H205V216H203L202 208H203V211H204V205H206L207 202H208V204L211 202V204H216V205L220 206V208H224L225 207V211H222L221 214H217V216H216L215 213L213 212L214 214L210 215L211 221L213 219H215L217 221L218 228H220V229H218L216 227L217 229L214 232H212V233H213L214 237L217 238V236H218L217 239H220L221 236H222V238L220 240L221 241L220 245H221L222 249L219 247V249H220L219 252H222V254H223L222 258L225 259V261H224L225 264H235V262H237V261H235V259H236L235 256L238 255L241 251L243 252V250H245V249H246V253L247 254L250 253L249 251L251 249L253 250V253H252V258L253 259L250 261V260L247 259V257H245L246 261L243 264H257V263L264 264V260H263L264 259L263 258L264 257V248L261 249V245H260L261 243L259 244V242H257L258 241L257 240V236L260 235V233H262L261 235H263V229L261 228V227L264 226V225L263 226L261 225V222L263 223V219L259 220L260 222H259L258 228L257 229H253L254 230L253 231L254 232L253 241H251L249 239L251 237L250 234L243 235L244 230L242 229L244 225H254V224L257 225V222H255V221H258V219L254 220V221L249 219V212L250 211L247 212V208L249 206H251V209L253 211L257 212V210L255 208V206L258 204V201L256 202L257 198H255L256 197V195H255L256 193L254 191L253 192L255 194H252V193H249V192H245L246 191V187H244L239 182L237 183V181H235L234 177L230 178L229 173L227 172L228 166L225 165V164L228 163L229 160L232 162V164H233L234 161L237 160V161H239L241 163V165L247 166L245 161H247L249 159V156H250L249 155L250 154L249 153V146H250L249 145V140L252 141L251 140L252 137L249 136L250 135L249 133H252L254 138H255V137H257L256 135H258L260 133V130L262 128H258L257 127V123H256L257 117L255 115V117H252L250 120L249 119L248 120L247 119L244 120L243 124H241L240 119L239 120H234L233 118L229 117L228 118V123L227 124H222L223 125L222 128H224V132L226 134V137L224 139H218L217 136H215V132L218 131L216 129L207 130L208 129L207 128L205 130V128L204 129L200 128V129H202V131L198 132L197 130H199V129H194V128L191 127V130H194V131L189 132V133L188 132H181L180 130H176L175 129V125L178 124L179 125V129H182V124H183V119H179L178 116H184L185 113L188 110H190L193 113V115H196L199 112V110L201 109L199 107L200 105L199 106L189 107L188 106V102H190L191 100L200 101L199 98H201L203 96L200 91H194L189 86L191 84L190 83V79H193V81H195V82L203 83L202 82V76H201L202 72L200 70H198L197 68H195V70H194L195 72L193 74H191V73L189 74V70H187V72L185 71L187 74H185V73L183 74V70L179 71ZM186 69H184V70H186ZM14 70H16V71H14ZM18 70L19 71L21 70L20 73H17V72H19ZM128 70H130V69H128ZM27 72H28V70H27ZM170 73H171V71H170ZM123 74H125V73H123ZM209 75L210 74H208V76ZM243 75H242V77H243ZM91 76H92V78H94L95 77V72H93V74H91ZM139 76H140V74H139ZM231 76L233 78H235L234 74H232ZM251 76H249V77L251 78ZM106 77H107V74H105L104 78H106ZM244 79L245 78H243V80ZM247 79H248V77H247ZM146 80L147 79H145V81ZM169 81L170 80H168V83H169ZM241 81H239V82H241ZM262 81H264V80H262ZM171 83H172V81H171ZM228 83H232V82L229 81ZM232 84H234V83H232ZM169 85H171V84H169ZM227 85H229V84H227ZM256 85H257V82H256ZM37 86H38V84H37ZM156 86H158V85H156ZM177 86H178V84H177ZM13 87H15V86L13 85ZM162 87H163V85H162ZM243 87H244V84H243ZM154 88H156V87H154ZM183 88H185V90H183ZM255 89L257 90L256 86H255ZM227 90H229V89H227ZM121 91H124L123 94H126V95H122V94L119 95ZM154 91H156V90H154ZM220 92H222V91H220ZM236 92H237V90H236ZM18 94H19V92H18ZM71 95H72V92H70L69 95L64 96V97L68 98V97H71ZM119 96L125 98V102L127 104L126 108L123 111H121V117L122 118L120 120H121L122 123H120L121 124V132H120V134L117 132V129L119 128L120 125H119V121H118L119 118L117 117V116H119V110H118V107L116 106V100L118 99ZM223 96H221L219 98H222ZM152 97H153V95H152ZM216 97H217V95H216ZM144 98H146V102L144 101L145 103L142 101V99H144ZM180 98H182V102H181ZM227 98L228 97H226L225 99H227ZM79 99H81V98H77L76 101L79 100ZM72 100H73V98L69 102H71ZM11 102H13V101H11ZM84 102H85V100H83V103ZM219 102H220V100H219ZM259 102L260 101H258V103ZM11 104L12 103H10V105ZM226 104L227 103H225V102L223 103V105H224L223 107L224 108H227V106H225ZM175 105H177L178 107L176 108ZM141 107H144L146 109V116H145L144 113L141 112ZM228 109H230V108H228ZM254 109H255V107H254ZM254 109H253V111H254ZM32 112L34 113L33 115L36 116L35 119H33V117H32L33 116ZM198 114H201V113L199 112ZM263 114H264V112H263ZM83 116H85V113H83ZM98 116H100V117H98ZM157 116H176V117H175L174 120H169L168 124H166V125L162 124V125L157 126L156 125ZM226 116H233V115H232V113L231 114L227 113ZM142 118H145V120H143V122L141 121ZM261 122H260V125H262ZM193 124L194 123L192 121V125ZM238 124H241V126L243 128L240 126L235 131L234 126L238 125ZM163 127H165L167 129L165 132L163 130ZM263 131H264V128H263ZM110 134L114 135V138L112 137L113 138L112 140L110 139ZM122 134H123V136H121ZM68 135H70L71 137L68 136ZM117 135H120V138L118 137V139L116 140V143H115L116 146H115L114 145V141H115ZM67 138H68V141H67ZM42 139L44 141H42ZM262 140H263V138H262ZM254 142L255 143H253V142L252 143L255 144V145H252V144L251 145L253 146V149L255 150L256 161H257L259 159V157L261 158V156L258 155V152L259 153L261 152V151H259L260 150V148H259V146H260L259 144L260 143L259 144L257 143L259 145L258 146V145H256V141H254ZM232 143H233V147L234 148L232 149V147H231L229 149L228 147ZM261 144H263V143H261ZM81 145H83L84 148H83V146L81 147ZM72 148L74 149L73 151H71ZM83 149L87 151V153L89 154V156L91 158L90 161H89L90 164L88 163L87 158L85 157L86 155L84 156V153L82 152ZM20 151H22V150H20ZM28 152H27V154H28ZM81 152L83 153V155H82ZM57 153H58V155H57ZM23 157H24V155H23ZM23 157L13 153L9 148L8 149H4V151L2 153H0V178H1L0 180H3L2 178H4L7 175V172L9 171L8 167L6 165H8L11 162H13V163L15 162V164L13 165V168L10 169L11 172H12L11 176H13L12 177L13 178L12 182L14 183L13 186L11 187V194L13 196L17 192V187L15 185V181H16L15 179L18 178V177L25 179V178H27L28 176L31 175L27 165H26V169H24V170L21 169V165H22V167L24 166L23 164L20 165V161L24 162ZM253 158H255V156ZM206 161L208 162L207 167L204 164V162H206ZM237 161H236V163H237ZM41 163H40V165L38 164L37 170L40 169L41 174L44 176L46 174V172L48 173L49 170L47 171L46 168H42L43 166H42ZM236 163H234V169H235V172H236L237 175H240V177H241V175H244L246 177H252V178H255L256 176L260 177L261 178V183H260L261 185L260 186H261V189H264V173H262V175H260L258 170H256L257 167L255 169L253 166H249L248 169L246 167L242 166V169L238 170L239 168H237ZM44 164H46V163H44ZM257 165H259V164H257ZM52 170H54V169H52ZM243 170H245V173H247V174H244ZM11 176H10V178H11ZM110 176L112 177V180H114V181L111 180L113 182V184H114L113 185L114 188L111 186V182L109 181V179H111ZM122 176H124L126 178V180H128V185H127L126 180H122L121 181L119 179ZM243 181L247 182L244 179H243ZM23 185H24V183H23ZM46 187H48V186H46ZM185 187L187 189L191 190V191H189L190 193L188 191H185V189H184ZM30 188H31L30 186H25L24 189L25 190H29ZM34 188H35V186H34ZM78 191H79V189H78ZM206 191H207V193H206ZM2 193L4 194V192H2ZM196 194H199L201 196V198L197 199L195 197ZM258 198H260V197H258ZM119 199H117V200H119ZM0 200H1V198H0ZM15 200H13V202ZM193 200H195V201H193ZM53 201H55V200H53ZM96 201L100 202V204L103 207H100V205L99 206L96 205V207H95V202ZM263 202H264V200H263ZM263 202H259L260 205H261V208L263 206L262 205ZM27 203H29V202H27ZM83 203L86 204V205H83ZM60 204H61L60 200H58L57 203L53 202L54 209L56 210L57 205H60ZM26 207H27V205H26ZM131 207H132V205H131ZM0 208H2V207L0 206ZM12 208H13V210L16 213H18L19 209H18L17 202L12 204ZM50 208L53 209L51 204H50ZM207 208H209V207H207ZM39 209H40V207H39ZM211 210L214 211V208L211 209ZM115 211H116V209L114 210V212ZM259 211L260 210H258V212ZM230 212H232V214H230ZM6 214H7V212H6ZM259 215L260 214H258V216ZM17 216H18V214H17ZM136 216H137V218H135ZM27 217H30V216H27ZM17 218H19V216ZM142 219H143V221H142ZM3 220H5V219H3ZM12 220H14V219H12ZM145 220L147 222H145ZM62 221H63V219H62ZM41 222H40V224H41ZM49 222H50V220H49ZM69 222H71V221H69ZM172 222H175L178 225L176 224V225L172 226L173 225V224H171ZM15 223L17 224V222H15ZM73 224H71V225H73ZM167 224H169V225L166 226ZM201 226H202V224H201ZM215 226H217V225H215ZM229 226L233 227L234 229H231V228L228 229ZM211 227H214V225L213 226L211 225ZM65 228H67V227H65ZM118 228H119V226H118ZM167 228H170V229H167ZM203 228H201V229H203ZM95 229H97V230H95ZM208 230H210V229H208ZM233 230L236 233H233ZM65 231H66V229H65ZM160 232H164V234L162 233L163 236H161ZM247 232L248 231L245 230V233H247ZM188 233H189V231H188ZM190 233H192V232H190ZM14 234H15V232H14ZM63 234H64V232H63ZM69 235H71V234H69ZM78 235H80V234H78ZM190 235L191 234H186L185 233L184 237L186 238V242H188L189 249H192L191 254H194L196 251L199 250V247L203 246V245H201L198 240H197V242H194L193 241V239H194L193 235L192 236H190ZM251 235H252V233H251ZM30 236H31V234H30ZM15 237H14V239H15ZM195 237H197V236H195ZM203 237L206 238L205 242H206V240L209 241L212 238H214L209 233V231H208V234L205 233V236H203ZM252 237H253V235H252ZM179 238H181V239H179ZM45 239H46V237H45ZM29 240H32V239H29ZM205 242H203V243H205ZM39 243H41V242H39ZM17 245H19V243ZM87 245H86V247H87ZM171 245H173V244L171 243ZM179 245H180V243H179ZM61 246H63V245H61ZM110 246L107 247V248H110ZM122 246H124V245H122ZM78 247H79V245H78ZM80 247H79V249H80ZM247 247H250L251 249L249 248L250 250H247ZM58 248H59V246H58ZM101 248H103V247H101ZM183 248H185V246ZM207 248L208 247L206 246V249ZM82 249L84 250V248H82ZM104 249H105V247H104ZM118 249L116 250V247L113 246V250H116L117 252H119ZM206 249H204L203 251L201 250V258L202 259H203V257H202L203 254L202 253H204L205 255L207 253ZM2 251H3V249H2ZM100 252H102V250H100ZM104 252L106 253V251H104ZM215 252H216V250H215ZM0 253H1V250H0ZM166 253H167V249H163V251L160 254V257L157 256L156 259L155 258H151L150 260L148 259L147 260L148 264H167L168 262L165 259V258H167V257H165ZM172 254H173L172 255L173 258L175 259L174 260L175 264H178L177 252L175 251ZM212 254L214 255V253H212ZM33 255H35V254L33 253ZM40 255H41V253H40ZM69 256H72V255H69ZM97 256H98V254H97ZM180 256H178V257H180ZM39 258L41 259L40 256H39ZM83 258H84V255H83ZM106 258H108L107 255H106ZM215 258L216 257L214 256V259ZM68 260H70V259H68ZM82 260H84V259H82ZM122 260H124L123 256H121V257L119 256V258L115 260L116 262L115 261L114 262H115V264H121ZM219 260H221V259H219ZM44 261H46V258H45ZM125 261H123V263ZM206 261H208V260H206ZM61 262L63 263V260ZM203 262H205V261L203 260ZM203 262H200V263L203 264ZM24 263H25V261H24ZM3 264H5V263H3ZM16 264H17V262H16ZM90 264H91V262H90ZM105 264H107V263L105 262Z\"/></svg>",
    "mask_w": 264,
    "mask_h": 264
}]
</instances>
